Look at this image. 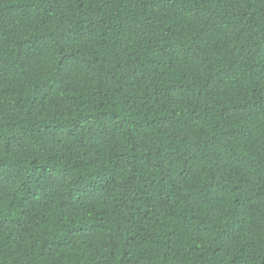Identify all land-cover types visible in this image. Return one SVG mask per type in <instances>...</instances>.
<instances>
[{
    "label": "trees",
    "instance_id": "trees-1",
    "mask_svg": "<svg viewBox=\"0 0 264 264\" xmlns=\"http://www.w3.org/2000/svg\"><path fill=\"white\" fill-rule=\"evenodd\" d=\"M0 264H264V0H0Z\"/></svg>",
    "mask_w": 264,
    "mask_h": 264
}]
</instances>
